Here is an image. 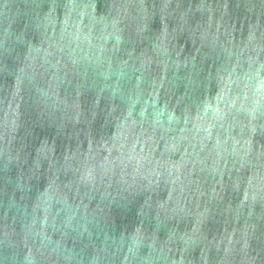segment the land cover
Instances as JSON below:
<instances>
[{
    "label": "water",
    "instance_id": "water-1",
    "mask_svg": "<svg viewBox=\"0 0 264 264\" xmlns=\"http://www.w3.org/2000/svg\"><path fill=\"white\" fill-rule=\"evenodd\" d=\"M0 264H264V0H0Z\"/></svg>",
    "mask_w": 264,
    "mask_h": 264
}]
</instances>
